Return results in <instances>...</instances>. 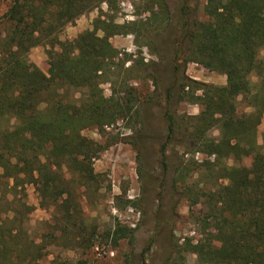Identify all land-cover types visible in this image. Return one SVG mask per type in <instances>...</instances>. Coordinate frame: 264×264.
I'll use <instances>...</instances> for the list:
<instances>
[{
  "label": "trees",
  "instance_id": "obj_1",
  "mask_svg": "<svg viewBox=\"0 0 264 264\" xmlns=\"http://www.w3.org/2000/svg\"><path fill=\"white\" fill-rule=\"evenodd\" d=\"M10 2L4 16L10 28L0 38V264H40L43 243L32 240L26 228L31 208L24 200L25 186H35L42 207L60 210L63 231L75 232V246L93 247L80 229L81 205L71 183L79 181L85 194L99 192L103 180L94 161L110 144L89 140L83 131L97 128L105 135L107 127L137 114L138 97L124 76V64L115 62L119 51L109 35L120 27L114 22L96 21L76 44L59 39L68 25L115 0ZM263 11L264 0H206L209 20L200 21L191 19L189 4L183 7L176 58L227 77L226 86H206L197 97L202 110L194 118L192 139L215 159L200 165L202 181L187 187L185 195L192 205L204 207L193 216L202 235L215 234L188 243L178 255L192 252L198 264H264V148L256 141L264 118ZM39 46L47 48L48 75L29 60ZM112 68L116 71L110 73ZM110 74L116 80L106 98L100 86ZM252 76L258 81L253 83ZM70 90L84 92L81 104L67 97ZM241 97L249 113L239 114ZM168 117L171 138L179 124ZM213 128L220 132L217 140L207 137ZM228 158L252 162L230 166Z\"/></svg>",
  "mask_w": 264,
  "mask_h": 264
},
{
  "label": "rangeland",
  "instance_id": "obj_2",
  "mask_svg": "<svg viewBox=\"0 0 264 264\" xmlns=\"http://www.w3.org/2000/svg\"><path fill=\"white\" fill-rule=\"evenodd\" d=\"M186 3L192 20H209L206 0H115L113 5L103 3L84 14L60 33L61 41L76 44L80 35L94 30L98 20L118 25L109 40L119 51L115 62L124 64V76L136 89L138 103L135 116L107 127L105 135L97 128L83 131L89 140L110 144L94 161L95 173L103 180L100 191L91 189L85 194L79 181L71 183L81 205L80 229L92 238L93 247L75 246V232L63 231L60 210L42 207L35 186H25L24 200L31 208L26 214V228L32 240L43 243L40 264H53L55 259L70 264L80 260L86 264H198L196 254L185 251L178 255V251L185 246L189 249L188 243L195 245L214 236V230L202 235L194 217L204 207L192 205L185 189L199 184L200 165L215 159L192 139L194 118L202 110L197 97L203 95L206 86H226L227 77L176 58ZM10 7V0L0 2V38L10 28L4 18ZM259 23L264 25V11ZM29 60L48 75L46 47L32 49ZM114 71L112 68L110 73ZM109 77L111 80L100 86L106 98L112 96V81L116 80L112 74ZM251 79L253 83L258 81L254 76ZM67 97L81 104L84 92L70 90ZM250 111L244 98H239V114ZM168 115L179 124L171 138ZM207 137L217 140L220 132L213 128ZM256 141L263 149L264 118ZM224 161L230 166L247 167L252 162L251 158L242 163L229 158ZM210 186L215 188V184Z\"/></svg>",
  "mask_w": 264,
  "mask_h": 264
}]
</instances>
